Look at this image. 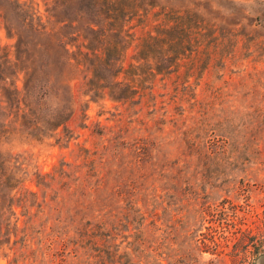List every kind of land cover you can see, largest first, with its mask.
Returning <instances> with one entry per match:
<instances>
[{
  "label": "rangeland",
  "instance_id": "374dc122",
  "mask_svg": "<svg viewBox=\"0 0 264 264\" xmlns=\"http://www.w3.org/2000/svg\"><path fill=\"white\" fill-rule=\"evenodd\" d=\"M124 2L138 9L126 25L135 38L125 64L136 62L142 34L164 30L163 20L177 34L178 28L171 25L181 16L208 24L206 30L220 41L216 52L210 58L200 53L196 62L191 54H183L181 64L157 73L155 106L148 97L122 105L107 96H81L84 69L71 84L77 106L56 131L60 141L21 136L5 145L13 161L28 172L25 186L36 193L18 191L17 222L13 226L11 219L0 264H75L73 252L59 255L62 246L52 242L49 226L65 217L72 190L66 186H74L88 159L112 171L111 184L126 190L133 183L141 209L156 207L162 214L166 206L162 215L171 226V240L164 264H264V0ZM81 20L89 19L84 14ZM15 40L0 19V46L12 54ZM206 60L208 66L201 69ZM21 80L19 72L18 86ZM87 100L82 127L80 105ZM0 112L1 120L4 110ZM135 141L143 160L132 151ZM38 174L49 175L47 187L36 186ZM0 226L6 230L3 223ZM211 239L218 245L215 253L204 246H212Z\"/></svg>",
  "mask_w": 264,
  "mask_h": 264
},
{
  "label": "trees",
  "instance_id": "16d2710c",
  "mask_svg": "<svg viewBox=\"0 0 264 264\" xmlns=\"http://www.w3.org/2000/svg\"><path fill=\"white\" fill-rule=\"evenodd\" d=\"M42 1L44 8L38 0L0 3V19L7 32L16 37L12 54L0 46V109L4 110L0 120V224L6 229L0 226V248L9 242L5 235L10 233L11 219L13 226L17 222L14 204L21 199L18 191H28L32 196L36 193L25 186L28 172L3 148L21 136L39 142L50 138L60 141L56 131L76 111L71 84L82 70H86L83 97L97 100L107 96L122 105L140 103L142 97H148L155 106L152 90L157 73L171 71L170 65L181 64L186 53L193 62L200 60V53L210 58L220 43L206 30L207 23L196 19L189 22L181 16L171 25L178 28L177 34L170 32L168 20L161 23L164 30L142 34L136 44V62L125 64L126 51L135 38L131 26L126 25L137 8H130L124 0ZM84 14L89 19L86 22L81 20ZM209 61H204L201 69ZM19 72L21 86L17 84ZM87 102L80 105L82 127H86ZM138 148L135 141L132 151L136 157L140 156ZM117 154L119 151L113 155L114 161ZM94 162L88 159L85 172L73 179L74 186H66L72 190L65 217L55 218L56 223L49 226L52 242L62 246L59 255L73 252L75 264H164L170 256L171 240V226L162 215L166 206L162 214L156 207L141 209L139 199L133 197V183H128L126 190L119 183L111 184L112 171L102 170ZM46 177L49 175H36L39 189L47 187ZM37 206L40 209L41 205ZM211 242L212 246H204L215 253L218 245Z\"/></svg>",
  "mask_w": 264,
  "mask_h": 264
}]
</instances>
